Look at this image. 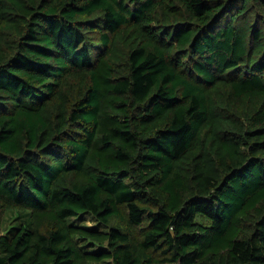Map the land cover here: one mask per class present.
I'll return each instance as SVG.
<instances>
[{
  "label": "trees",
  "instance_id": "trees-1",
  "mask_svg": "<svg viewBox=\"0 0 264 264\" xmlns=\"http://www.w3.org/2000/svg\"><path fill=\"white\" fill-rule=\"evenodd\" d=\"M12 212L0 264H264V0H0Z\"/></svg>",
  "mask_w": 264,
  "mask_h": 264
},
{
  "label": "rangeland",
  "instance_id": "rangeland-1",
  "mask_svg": "<svg viewBox=\"0 0 264 264\" xmlns=\"http://www.w3.org/2000/svg\"><path fill=\"white\" fill-rule=\"evenodd\" d=\"M16 217H17V213L15 212L2 216L3 223L1 224L0 228L3 227L4 231H6L13 223L16 222ZM83 223L90 226L96 224L91 216H87L86 221ZM0 230H2V228Z\"/></svg>",
  "mask_w": 264,
  "mask_h": 264
}]
</instances>
